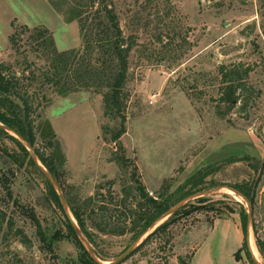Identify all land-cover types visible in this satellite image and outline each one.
Listing matches in <instances>:
<instances>
[{"label": "rangeland", "instance_id": "obj_1", "mask_svg": "<svg viewBox=\"0 0 264 264\" xmlns=\"http://www.w3.org/2000/svg\"><path fill=\"white\" fill-rule=\"evenodd\" d=\"M107 1L113 3L125 37L134 44L124 91L126 131L119 142L113 141V133L121 120L106 113L100 92L84 90L63 98L49 87L41 89L39 83L31 87L49 100L40 109L41 119L51 122L66 160L58 172L70 212L71 207L81 210L89 231L96 234L97 248L111 257L110 262L132 245V234L99 233L90 208L107 203L117 214L127 210L131 199L126 208L115 209V204L123 200V189L134 185L133 166L153 197L164 189L172 193L211 166L216 171L210 180L250 181L256 186L249 229L254 242L257 231L264 243V0ZM12 23L47 28L59 51L84 49L80 23H67L47 0H0V63L11 66L17 76L39 73L47 65L31 51L29 35L19 51L12 48ZM15 151L13 141H0V197L6 198L1 179L8 177L13 200L3 208L32 244L0 239V264L79 262L81 251L75 241L52 239L58 230L67 232L63 208L49 200L44 178L33 169L19 170L11 161L7 154ZM91 197L94 202L88 204ZM111 197L115 203H110ZM211 198L203 209L171 228L170 244H165L167 235L154 239L122 264H179L180 257L192 264H254L245 244L246 203L226 191ZM15 200L35 211L54 241L58 260L44 249L34 223ZM222 210L228 213L219 214ZM257 252L259 264H264V255L258 248Z\"/></svg>", "mask_w": 264, "mask_h": 264}, {"label": "trees", "instance_id": "obj_2", "mask_svg": "<svg viewBox=\"0 0 264 264\" xmlns=\"http://www.w3.org/2000/svg\"><path fill=\"white\" fill-rule=\"evenodd\" d=\"M47 1L55 10L64 14L67 23L74 21L80 23L84 49L83 51L75 49L59 51L53 33L47 28L36 27L31 29L26 25L16 26L15 23H12L14 28V32L10 36L12 48L19 51L24 37L29 35L28 40L31 51L38 53L40 58L45 60L47 66L41 69L39 73L33 70L29 76L23 75L20 77L12 71L11 66L0 63V124L12 128L28 140L41 163L59 182V167H62L66 160L59 149L57 135L51 122L41 119L40 113L44 102L49 100L46 95L41 96L40 90L31 87L34 83H39L41 89L49 87L63 98L84 90L95 89L100 92L104 96L106 113L121 120L120 129L113 133V141L118 143L126 131L124 127L126 122L124 91L128 81L130 56L134 44L129 40L130 38L125 37L115 7L113 3L107 0H87L86 3L73 0ZM230 95H232V91L228 92V98ZM229 102L232 103V96ZM4 138L13 141L18 147V151L7 154L11 161L19 170L33 169L37 175L44 178L50 194L49 200L62 209L56 190L34 163L27 148L15 137L0 128V141ZM120 147H122L121 144ZM5 153L7 152L5 151ZM244 160L249 161L250 158L246 157ZM121 161L124 165L127 164L124 156ZM215 171V168L207 166L188 178L184 184L172 193L164 189L163 192L159 193V197H153L150 196L143 184L137 166H133L131 181L134 185L132 184V186L123 189V200H116L115 209H120L122 206L126 208L125 205L129 199L132 201L131 206L129 205L127 210L117 214L116 211L109 209L107 203L98 206L95 210L88 205L91 209L90 219L94 223L93 227L103 235L124 236L129 232L132 234L131 243L133 244L162 214L184 198L198 192L227 186L245 195L252 206L255 204L256 186L252 182L246 181L236 184L215 182L213 179H209ZM1 181V186L6 191V198L0 197V239L7 241L11 237L18 239L26 246H30L32 244L30 238L22 229L15 227L14 217L8 216L7 211L3 208L7 200H13V193L10 187V179L4 177ZM223 197L231 199V201L241 206V209L244 208L239 202L234 201L230 195L224 194ZM101 199L102 202L107 200L102 194ZM211 199V197L200 198L180 209L158 227L137 248L132 256L149 242L166 235L165 244H170L172 240L171 228L193 213L199 212L203 209L205 203ZM113 201L115 203L114 198L111 197L110 203ZM93 202L94 198L91 197L87 203L91 204ZM14 205L21 208V210L23 209L24 216L26 215L34 223L42 246L53 254L54 259L58 257L55 255L52 239L66 237L75 241L81 251L79 262L69 260L68 262H59V264H97L77 237L64 211V225L67 232L63 234L62 230H58L50 239L33 209L24 208L16 200ZM225 211L227 210H222L219 214H227L228 212ZM71 212L90 245L96 248L94 252L97 257L104 262L111 260L110 256L97 248L96 234L89 231L81 210L71 207ZM94 215H99V217L96 219ZM255 235L258 251L261 255H264V243L257 236V231H255ZM245 244L247 246V241ZM236 259L240 261L239 253H237ZM179 264L192 263H188L180 257Z\"/></svg>", "mask_w": 264, "mask_h": 264}, {"label": "water", "instance_id": "obj_3", "mask_svg": "<svg viewBox=\"0 0 264 264\" xmlns=\"http://www.w3.org/2000/svg\"><path fill=\"white\" fill-rule=\"evenodd\" d=\"M0 128L5 130L9 135L15 137L21 144H23L27 148V150L29 151V153L31 155V158L34 161V163L37 165V167L41 170V172L46 177V179L51 183V185L56 190V192H57V194H58V196L60 198L63 211H64L66 217L68 218L72 228L74 229L77 237L79 238V240L81 241V243L85 247V249L88 252V254L91 256V258L95 262H97V264H122L125 260H127L128 258H130L132 256V254L137 250V248L158 227H160L163 223H165L171 216H173L180 209L185 207L187 204L193 202L194 200H197V199H200V198H204V197H213V196L221 194L224 191H226V192L232 191L233 194L239 196L242 200H244V202L247 205V208H248V222H247L246 241H247L248 251H249V253L251 255L253 263L254 264H259L258 260L255 258L254 254L252 253V249H251V245H250V229L249 228H250V225L252 223V218H253V216H252V204L250 203V201L248 200V198L245 195H243L239 191L234 190V189H232L230 187H227V186H223V187H219V188L211 189V190H207V191L198 192V193L192 194V195L184 198L183 200L178 202L176 205L171 207L167 212L162 214L155 222H153V224L123 254H121L118 258H116L115 260L110 261V262H104V261L100 260L97 257V255L95 254L94 250L92 249L90 243L88 242V240L85 237L84 233L82 232L81 228L79 227L77 221L75 220V218L73 217L72 213L70 212L69 204L67 202V199L65 197V194L63 192V189H62L60 183L56 180V178L41 163V161L39 160V158H38L33 146L30 144V142H28V140H26L22 135H20L19 133H17L15 130H13L12 128H10L8 126L0 124Z\"/></svg>", "mask_w": 264, "mask_h": 264}, {"label": "bare ground", "instance_id": "obj_4", "mask_svg": "<svg viewBox=\"0 0 264 264\" xmlns=\"http://www.w3.org/2000/svg\"><path fill=\"white\" fill-rule=\"evenodd\" d=\"M228 192L233 193L232 191H228ZM255 243L256 242H254L253 239H251V233H250V245H251L252 253L254 254V256L256 258V255H258V252H257V248H256Z\"/></svg>", "mask_w": 264, "mask_h": 264}]
</instances>
